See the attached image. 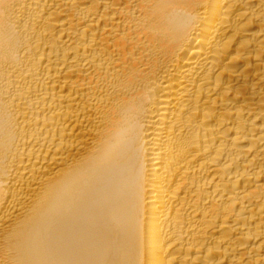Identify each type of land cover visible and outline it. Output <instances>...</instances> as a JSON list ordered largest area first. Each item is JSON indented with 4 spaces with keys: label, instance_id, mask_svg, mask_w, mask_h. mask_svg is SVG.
<instances>
[{
    "label": "bare ground",
    "instance_id": "6f19581e",
    "mask_svg": "<svg viewBox=\"0 0 264 264\" xmlns=\"http://www.w3.org/2000/svg\"><path fill=\"white\" fill-rule=\"evenodd\" d=\"M0 264H264V0H0Z\"/></svg>",
    "mask_w": 264,
    "mask_h": 264
}]
</instances>
